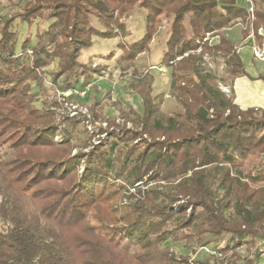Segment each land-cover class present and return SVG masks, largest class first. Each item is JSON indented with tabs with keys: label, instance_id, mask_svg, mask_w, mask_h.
<instances>
[{
	"label": "trees",
	"instance_id": "obj_1",
	"mask_svg": "<svg viewBox=\"0 0 264 264\" xmlns=\"http://www.w3.org/2000/svg\"><path fill=\"white\" fill-rule=\"evenodd\" d=\"M252 1L253 18L240 0H28L0 19V264H214L163 244L209 246L225 236L230 264H261L259 252L241 258L235 249L264 238V108L239 107L202 65L208 52L224 59L226 78L247 75L222 31L248 21L244 35L260 36L264 0ZM46 6L53 21L45 34L36 43L21 37L15 20L29 29ZM135 7L146 29L130 43L126 19ZM164 15L171 19L162 64L182 110L165 112L153 74L134 72L126 88L139 94L142 112L109 102L120 114L108 115L98 90L89 114L58 118L46 74L63 91L84 88L104 68L79 59L94 36L120 37V58L132 65L150 50ZM207 32L219 43L203 42ZM96 131L109 140L92 144ZM253 156L261 160L244 165Z\"/></svg>",
	"mask_w": 264,
	"mask_h": 264
},
{
	"label": "rangeland",
	"instance_id": "obj_2",
	"mask_svg": "<svg viewBox=\"0 0 264 264\" xmlns=\"http://www.w3.org/2000/svg\"><path fill=\"white\" fill-rule=\"evenodd\" d=\"M28 0H0V19L11 16L15 14L18 10H20L25 2ZM241 3L246 2L245 0H240ZM255 9V6H254ZM140 10L137 7L132 11V14L126 19L127 28L130 30V34L125 38L126 41L132 43L135 41L140 40L144 33H145V16L144 12L139 14L137 11ZM51 12V7L46 6L44 9V15L38 18L32 26L29 27L26 23H22L19 19L15 20L14 26L17 28L20 27L21 37L26 34H29L32 37V43H36L39 40L40 34H45L46 30L49 27V24L53 21V19L47 18L48 14ZM170 19L164 15L162 17V24L159 27L158 32L155 34L154 39L150 45V50L147 52L141 53L134 64H129V62L122 60L120 55L122 50L117 46V43L120 41V37L114 38H102L100 36L93 37V43L90 47L85 48L81 51L80 54V61L82 62H89L94 60L93 64L99 65L104 64L103 72L100 75H96L95 78L90 81L92 83L91 89L87 91L85 95H75L73 94H65L63 90H61L58 85L51 81V77L49 74H46V84L49 87V94L48 97L50 100H57L61 107L58 108L57 116L61 118L63 113H68L71 116L77 113L78 110H82L85 113L88 112L87 106L91 104V100L94 95L101 91L100 96H105V101L107 105L105 107V112L108 115L112 116H119L120 110L118 106H114L112 103L109 102H117L118 104L122 105H130L138 112H142V100L139 94L134 91L128 90L127 83L130 79L133 78L132 75L134 72L137 74L140 73H151L154 76V93H165L164 102L162 105V109L167 113H172L176 111H180L183 109L181 104L172 96L170 95V68L164 66L162 64L163 54L165 49L164 41L168 37L169 34V27H170ZM243 22V21H242ZM247 25L248 21L243 22ZM101 27V25H99ZM244 27V26H243ZM233 32H227L228 36L230 37L231 34L237 33L240 30V26H233ZM223 32V31H222ZM220 35L215 34V32H207L203 37V42H207L210 45H214L219 43ZM256 47V46H255ZM28 53H32L31 47L27 49ZM114 51V55L112 58L106 57L102 58L106 53ZM201 48L194 52H200ZM245 51L242 50V55H244ZM255 56V55H254ZM256 57V56H255ZM248 63V60H246ZM256 64L263 63L260 58L255 59ZM208 71H212L217 74L218 76V84L223 89L226 94L229 96H233L232 93V86H231V79L226 78L227 76V67L225 64L224 59L220 57V55H212L208 52L204 53L203 55V64H202ZM56 64H52L48 67V70L51 68H55ZM85 87V86H84ZM37 90V88H35ZM234 97V96H233ZM69 100V101H68ZM40 104V103H39ZM75 107V108H73ZM73 111L75 113L73 114ZM120 120V118H119ZM90 128L89 133L93 132L91 129V125L87 124ZM106 125V123H104ZM78 132L75 133V137L78 138L80 144L86 143V136L85 132L79 126ZM81 130V131H80ZM100 131H96L95 134L91 135V142L92 144H103L106 143L109 138L108 134L104 135V133L100 134ZM57 139L60 140V136H57ZM86 146V145H85ZM89 146V142L87 144ZM85 147V150H89V147ZM251 163L247 160H243L244 165L249 166L252 165L254 162L260 161V156H253L250 157ZM83 170V167L80 168V171ZM139 184V183H137ZM133 189H131L132 191ZM185 198L180 199L174 204V210H179V206L185 202ZM228 240V236H225L220 241L211 242L210 251H205L203 246H194V245H187L185 242H174L172 240H167L163 244V246H169L170 249L177 255V256H187L190 260H205L209 258L212 263L214 264H230L228 260L232 257L233 250L229 249L227 251H223L222 248L226 245ZM264 238L258 237L255 241L248 244H243L242 246L235 249L236 254H238L241 258L254 257L257 252H259V247L263 243ZM217 243V244H216ZM125 247L130 250H134V247H131L126 242L123 243ZM212 244H216V247L212 248ZM217 253H214L212 251ZM216 254L219 256L223 261L216 260L212 258L210 255ZM260 254V252H259ZM261 257V256H260ZM260 263L264 264V260L261 258ZM241 260L237 262L239 264Z\"/></svg>",
	"mask_w": 264,
	"mask_h": 264
},
{
	"label": "crops",
	"instance_id": "obj_3",
	"mask_svg": "<svg viewBox=\"0 0 264 264\" xmlns=\"http://www.w3.org/2000/svg\"><path fill=\"white\" fill-rule=\"evenodd\" d=\"M233 26H240V30L237 33H233L228 36L227 32H233ZM231 27L223 29V34L226 38L232 40L241 55L245 64L247 75H241L236 77L231 86L234 93V102L242 109L249 107L264 108V80L259 78L260 74H264V64H256L253 48L264 46V29L260 28L257 37V33L250 29L247 35H244L245 24L242 21L237 22ZM242 50L245 51L242 55ZM248 60V63L246 62ZM264 61V59H261Z\"/></svg>",
	"mask_w": 264,
	"mask_h": 264
},
{
	"label": "built area",
	"instance_id": "obj_4",
	"mask_svg": "<svg viewBox=\"0 0 264 264\" xmlns=\"http://www.w3.org/2000/svg\"><path fill=\"white\" fill-rule=\"evenodd\" d=\"M245 2L249 6V10L251 12V18H253V9H254L253 1L252 0H245ZM244 28L246 29L247 25H245ZM253 51H254V55L257 58L264 59V46H262V47H254ZM91 86H92V83L89 82L84 88L73 87V88H70L69 90H67V91H65L63 93H65V94H73V93H75V95H79V96L80 95H85L87 93V91L91 89ZM73 108H75V107H73ZM74 113H75V111H73V114ZM209 247L210 246H203V249L205 251H210ZM212 252L217 253L215 251H212ZM259 252H260L261 258L264 259V240H263V243L259 247Z\"/></svg>",
	"mask_w": 264,
	"mask_h": 264
}]
</instances>
